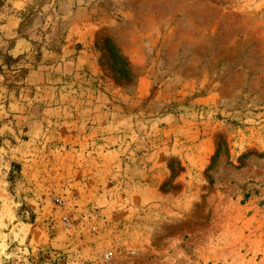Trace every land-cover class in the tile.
Segmentation results:
<instances>
[{
	"label": "rangeland",
	"instance_id": "obj_1",
	"mask_svg": "<svg viewBox=\"0 0 264 264\" xmlns=\"http://www.w3.org/2000/svg\"><path fill=\"white\" fill-rule=\"evenodd\" d=\"M0 264H264V0H0Z\"/></svg>",
	"mask_w": 264,
	"mask_h": 264
},
{
	"label": "built area",
	"instance_id": "obj_2",
	"mask_svg": "<svg viewBox=\"0 0 264 264\" xmlns=\"http://www.w3.org/2000/svg\"><path fill=\"white\" fill-rule=\"evenodd\" d=\"M111 259V252L104 255V262L109 263Z\"/></svg>",
	"mask_w": 264,
	"mask_h": 264
},
{
	"label": "trees",
	"instance_id": "obj_3",
	"mask_svg": "<svg viewBox=\"0 0 264 264\" xmlns=\"http://www.w3.org/2000/svg\"><path fill=\"white\" fill-rule=\"evenodd\" d=\"M218 154H219V147H218V149L216 150V152H215V154H214V156H213V157H214V158H215V157H217V156H218Z\"/></svg>",
	"mask_w": 264,
	"mask_h": 264
}]
</instances>
